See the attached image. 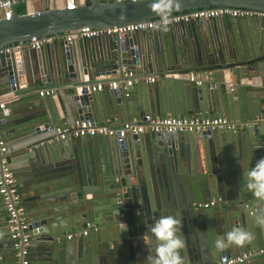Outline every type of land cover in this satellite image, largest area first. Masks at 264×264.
Instances as JSON below:
<instances>
[{"label":"water","instance_id":"1","mask_svg":"<svg viewBox=\"0 0 264 264\" xmlns=\"http://www.w3.org/2000/svg\"><path fill=\"white\" fill-rule=\"evenodd\" d=\"M15 7L10 19H0V93L14 90L22 97L0 117V132L4 157L24 195L29 246L38 241L40 246L33 252L28 246L21 255L23 232L13 239L10 226L1 224L2 213L0 264L3 259L5 264H23V259L25 264H147L155 246L148 227L161 215L181 221L184 264H212L244 253L248 256L239 264H264V227L256 223L264 200L244 187V172L264 157V82L252 91L241 84L264 69V17L219 16L1 51L31 37L63 36L83 27L104 31L197 8L264 12V0H85L73 9L46 4L24 14ZM176 72L199 74L206 83L169 76ZM146 76L164 82L123 83ZM227 76L237 84L234 91L226 89ZM114 80L119 81L115 89L75 90ZM138 84L142 101L131 95ZM40 89L55 95L35 99L31 94ZM60 89H68L66 96ZM149 111L159 117L225 116L246 127L143 132L121 141L101 135L56 137V128L76 120L123 123ZM209 199L212 206H196ZM86 222L99 228L83 235ZM46 223L48 231L42 228ZM234 227L249 231L252 239L218 250L215 241ZM66 231L74 234L70 243L63 237Z\"/></svg>","mask_w":264,"mask_h":264},{"label":"built area","instance_id":"2","mask_svg":"<svg viewBox=\"0 0 264 264\" xmlns=\"http://www.w3.org/2000/svg\"><path fill=\"white\" fill-rule=\"evenodd\" d=\"M30 0H0V19L8 20L12 16V6L17 4H25ZM57 5V3H56ZM66 9H73L76 6L74 0H64L59 6ZM262 16L264 12L245 8H233V7H205L197 8L194 10H184L172 14H165L155 17L144 23L130 24L122 27H113L106 30L91 29L89 27H83L79 30L68 32L65 35H49L44 38L31 37L27 42H20L8 45L1 51L10 53L22 48L39 49L44 44L53 43L59 38H63L65 41L71 39L85 37L99 36L100 34H112V33H125L137 30H149L156 26H166L170 24L194 21L198 19L215 18L219 16L229 17H250V16ZM131 72L126 73V76H131ZM168 76V75H167ZM175 79H185L193 81L196 84H202V79L198 78L193 72H176L169 75ZM144 80L146 82H153L154 76L146 78H127L123 80L125 86H132L135 83ZM108 88L115 89L119 85V81L108 82ZM105 83H89L76 87L78 93L82 92H95L104 88ZM39 96H54V90L44 89L38 92ZM21 94L17 91H7L0 95V113L7 115L8 105L19 100ZM241 125L230 121L225 116H205L200 117L198 115L189 116H162L157 117L146 113L140 120L123 122L119 126H113L109 124L96 123L92 119H80L74 121L67 126H61L56 128L57 139L62 140L68 137H84V136H111L115 137L118 141L123 140L130 135H137L143 132L154 133H179L185 134L190 132H201L207 130H237ZM7 151L6 143L0 132V200L2 201L3 208L6 213L7 223L12 231L11 237L17 239L18 231H22L21 243L23 247L21 255H26L29 245L28 225L25 223V208L21 201L19 189L16 184V180L12 174V171L5 159V152ZM214 204L213 200H207L205 202L197 203L196 206L202 208H208ZM97 225L86 222L82 234L86 235L90 230H96ZM74 234L66 235V238H71ZM20 242L15 243V247H18ZM247 254H239L229 257H220L212 264H239L247 257ZM27 263L26 259H23V264ZM3 264V263H1Z\"/></svg>","mask_w":264,"mask_h":264},{"label":"clouds","instance_id":"3","mask_svg":"<svg viewBox=\"0 0 264 264\" xmlns=\"http://www.w3.org/2000/svg\"><path fill=\"white\" fill-rule=\"evenodd\" d=\"M257 84L258 81H253ZM244 187L257 198L264 200V157L256 160L254 165L244 172ZM256 223L264 227V214H257ZM122 227L127 226L122 222ZM149 242L154 241L147 256V264H184L182 251L185 239L181 235V221L174 215H161L148 227ZM252 239L249 231L234 227L226 235L215 241L220 250L229 245L242 246Z\"/></svg>","mask_w":264,"mask_h":264},{"label":"crops","instance_id":"4","mask_svg":"<svg viewBox=\"0 0 264 264\" xmlns=\"http://www.w3.org/2000/svg\"><path fill=\"white\" fill-rule=\"evenodd\" d=\"M64 0H30V1H28L27 3H23V4H17L16 5V7H15V10H16V12L17 13H19V14H24V13H28V12H37V11H41V10H43L44 9V6L47 4V5H49V7H57V6H59L62 2H63ZM83 1H85V0H74V2L76 3V4H79V3H82ZM56 3H57V5H56ZM19 8H21L22 10H23V12L22 13H20V12H18L17 11V9H19ZM196 76L198 77V78H200V79H202V81L204 82V83H206L205 81H206V79L204 78V77H202L201 75H199V74H196ZM147 77V76H146ZM149 77H151V76H149ZM101 78V77H100ZM103 78V77H102ZM225 79H226V89L228 90V91H231V89H233V91L235 90V87L237 86V84L235 83V81L233 80V77H225ZM182 81H185V82H192V81H188V80H185V79H181ZM114 81H118V80H114ZM253 81H258V83L257 84H254L253 83ZM163 83L164 81L162 80V78H155V80H154V82L153 83H157V85H160V83ZM203 82H202V84L201 85H203ZM209 82V84H213L212 83V81H208ZM264 82V69H262L261 70V73H260V75L259 76H254V77H252L250 80L249 79H244V80H242V82H241V84H243L244 86H246L247 88H248V90L249 91H252V89L253 88H260V86L262 85V83ZM139 83V82H138ZM108 82L107 83H105V86H104V88H105V90H110V88H108ZM150 84H152L151 82H150ZM119 86V85H118ZM117 86V87H118ZM158 87H160V86H158ZM25 88V85L24 84H17V89H20V90H23ZM134 90H136L134 93H132L131 95H132V97H134V99H139L140 101H142L143 99H144V91H143V89L140 87V84H138V85H136V86H134V87H132ZM40 90H44V89H40ZM40 90H38V91H35V92H33L31 95L35 98V97H37V98H35V99H47V97H45V96H39V94H38V92L40 91ZM66 90H68V89H60V94H63V96H66V93L68 92V91H66ZM76 90V89H75ZM160 90L161 91H163L161 88H160ZM77 92V91H76ZM256 93H257V91H255ZM4 93V91L3 92H1L0 93V95H2ZM19 93V92H18ZM78 93V92H77ZM27 95H29V94H25L24 96H27ZM22 97V96H21ZM56 99V98H55ZM56 101V105L58 106V109H59V105H58V102H57V100H55ZM148 114H151V115H153V116H157L158 117V115H156L155 113H152V112H147ZM3 116H5V115H2L1 113H0V117H3ZM60 116H62V114L60 115ZM164 116V115H163ZM208 116H212L211 114H209ZM134 120H136V119H133V121ZM140 120V119H139ZM98 123H100V124H110V125H113V126H115V125H121L122 123H121V121L120 120H117V119H115V118H108V119H106L104 122L103 121H100V122H98ZM241 126L237 129L238 131H240V130H242V129H244L245 127H246V125L244 124V123H239ZM237 130H235V131H237ZM16 184H17V187H18V189H19V186H18V183L16 182ZM19 193H20V196H21V201H22V204L24 205V203H23V198H24V195H23V193H22V191L19 189ZM209 200H212V199H209ZM2 203V202H1ZM2 205L3 204H1L0 205V214H2V213H5L4 211V208L2 207ZM6 214V213H5ZM5 218H6V220H7V217H6V215H5ZM6 220H4L3 219V217L1 218V224H2V226L3 227H5V226H8V223L6 222ZM42 228H47V231L48 230H50L51 229V227H50V223H46L45 225H43L42 226ZM99 228V226H97V229ZM50 232V231H49ZM72 232H68V231H66L65 233H64V236L63 237H65V240L66 241H68V243H70V241L71 240H69L68 238H66V235H68V234H71ZM43 234H45V233H43ZM46 235V234H45ZM30 245V244H29ZM28 245V246H29ZM35 246L37 247V246H40V241H38L37 242V244H35ZM30 248H29V250L31 251V252H33L34 251V249L36 250V247H33L32 245L31 246H29ZM35 253H38V252H35ZM7 261H9V263H11L12 261H11V259H6ZM2 263L3 264H5V261H4V259L2 260ZM12 264V263H11Z\"/></svg>","mask_w":264,"mask_h":264},{"label":"trees","instance_id":"5","mask_svg":"<svg viewBox=\"0 0 264 264\" xmlns=\"http://www.w3.org/2000/svg\"><path fill=\"white\" fill-rule=\"evenodd\" d=\"M18 12L22 13L23 10L21 8L17 9Z\"/></svg>","mask_w":264,"mask_h":264}]
</instances>
